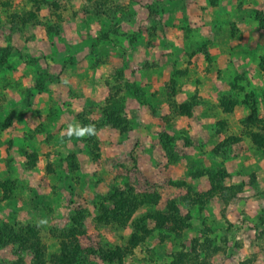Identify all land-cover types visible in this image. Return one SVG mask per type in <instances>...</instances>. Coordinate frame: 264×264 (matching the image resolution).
<instances>
[{"label":"rangeland","instance_id":"rangeland-1","mask_svg":"<svg viewBox=\"0 0 264 264\" xmlns=\"http://www.w3.org/2000/svg\"><path fill=\"white\" fill-rule=\"evenodd\" d=\"M8 48L0 264H264V0H0Z\"/></svg>","mask_w":264,"mask_h":264},{"label":"trees","instance_id":"trees-1","mask_svg":"<svg viewBox=\"0 0 264 264\" xmlns=\"http://www.w3.org/2000/svg\"><path fill=\"white\" fill-rule=\"evenodd\" d=\"M10 51H11L10 48H8L0 55V67L4 66L6 64L7 58L10 54ZM189 108H190V106H189ZM189 108H188V111L190 110ZM116 111L119 112L120 109H118ZM113 114H114V118H115L116 113H113ZM261 130H264V124L262 125ZM251 137H253L252 138L253 144H255V146L257 148H262L264 146V138L263 137L259 138L257 136V134H255V133H251ZM124 192L125 191L121 190V188H119V187H116L113 190V194L110 195L111 196L110 198H112V200H113V208H109V209H105V210L103 209L102 216H104V221L110 215L121 216L124 213H126L130 207H132L131 205L128 207L129 204L124 200ZM136 205L137 204H135L134 206H136ZM184 218L185 217L178 215L176 219H173L174 221L179 222V224H181V225L175 227L178 231L181 230V228L184 224V220H185ZM0 235L11 236V235H14V233L9 228V225L6 224L3 226L2 230H0ZM15 236H17V235H15ZM0 238H2V237H0ZM4 238L5 237H3V239ZM116 249L118 250L117 253H116V251L115 252H108L107 251L106 253H108V255H110V256L116 254V256H118V259L121 260V257L118 255V254H121V252H119L118 248H116ZM103 258H105V257H103ZM177 262H178V259H177ZM177 262L175 264H177Z\"/></svg>","mask_w":264,"mask_h":264},{"label":"clouds","instance_id":"clouds-1","mask_svg":"<svg viewBox=\"0 0 264 264\" xmlns=\"http://www.w3.org/2000/svg\"><path fill=\"white\" fill-rule=\"evenodd\" d=\"M69 139H71L72 135H75L78 139L83 138L85 136H92L96 134L95 126L94 125H87L81 127L77 124L75 127H69Z\"/></svg>","mask_w":264,"mask_h":264}]
</instances>
